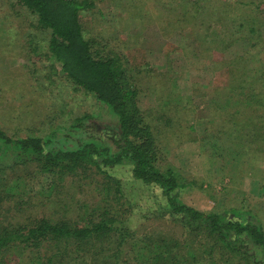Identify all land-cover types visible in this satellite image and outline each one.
<instances>
[{
  "label": "trees",
  "instance_id": "obj_1",
  "mask_svg": "<svg viewBox=\"0 0 264 264\" xmlns=\"http://www.w3.org/2000/svg\"><path fill=\"white\" fill-rule=\"evenodd\" d=\"M15 4L35 15V27L49 31L48 57L73 85L96 98L111 124L100 132L85 129L92 115L84 113L43 133L9 134L0 127V264L12 257L17 264H132L138 245L127 214L132 205L124 202L121 180L106 169L123 162L130 163L134 179L161 191L166 206L158 212L176 216L193 231L190 243L200 241V234L207 237L200 256L194 245L186 247L188 242L185 251L172 252L178 241L147 238L134 249V264H264V228L248 218L251 212L232 209L235 218H227L180 199L179 190L202 184L185 179L173 165L159 166L166 155L157 131L172 126L168 102L176 98L156 110L140 107L141 84L132 72L137 66L131 68L106 37L84 32L80 17L95 7L94 1ZM117 5L125 15L114 20L120 27L154 22L165 37L186 39L192 55L209 59L216 72L227 69V84L213 88L209 100L208 122L222 123L210 135L213 148L238 164L264 163V0H122ZM239 41L247 44L242 52L214 58ZM20 168L27 170L21 174ZM93 169L103 177L98 198L92 205L78 201L60 208L67 201L59 196L64 183ZM37 176L48 184L29 194L27 185ZM52 201L60 204L49 214L35 212V206ZM232 236L247 238L258 254L245 252Z\"/></svg>",
  "mask_w": 264,
  "mask_h": 264
},
{
  "label": "rangeland",
  "instance_id": "obj_2",
  "mask_svg": "<svg viewBox=\"0 0 264 264\" xmlns=\"http://www.w3.org/2000/svg\"><path fill=\"white\" fill-rule=\"evenodd\" d=\"M93 1L95 7L83 11L80 17L84 32L87 36L106 37L109 47L128 57L131 68L133 64L136 69L141 68L137 74L132 68L141 84L140 107L156 110L166 106L163 103L166 99L176 98L177 106L176 102H168L172 126H161L164 129L157 131L166 155L159 166L173 165L185 179L202 184L200 189L179 190L180 199L200 210L225 214L227 218H235L232 209H243L254 214L256 219L252 214L248 218L252 222H261L264 228V163L238 164L231 157L215 151L210 139L222 123L220 120L208 122L211 119L209 100L213 88L227 84V69L216 72L209 59L192 55L194 50L186 39L179 35L165 37L154 22L120 27L114 20L125 16L117 5L122 0ZM35 26V15L25 7L16 5L15 0H0V127L9 134L24 135L42 130L43 133L64 118L71 120L89 113L92 118L85 129L100 132L104 125L111 124L109 115L103 112L91 93L73 85L57 62L48 57L49 31ZM245 44L239 41L226 52L213 56L218 60L231 59L246 48ZM106 169L121 180L124 202L132 205L127 214L135 232L134 240L138 241L131 253L132 264L134 249L147 238L163 236L178 241L180 247L173 248L172 252L185 251L187 242L186 247L194 245L190 243L193 242V231L180 219L158 212L166 206L161 191L134 179L130 163L123 162ZM26 170L20 168L17 172L22 174ZM102 180V174L95 169L88 171L86 177L69 178L64 183L62 196L59 195L67 201H61L59 207L78 201L92 205L98 198ZM47 184L46 178L37 176L28 183L26 190L29 194H38ZM59 204L52 201L34 208L40 215L49 214ZM71 212L76 214V211ZM199 232L203 233V230ZM204 234L198 235L200 241L193 246L199 256L203 252L201 245H207ZM232 239L236 240V245H243L248 254H258L247 238L232 236ZM5 264H17L16 257L9 258Z\"/></svg>",
  "mask_w": 264,
  "mask_h": 264
}]
</instances>
